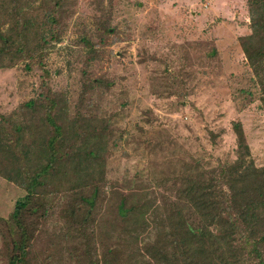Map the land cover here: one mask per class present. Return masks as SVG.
Wrapping results in <instances>:
<instances>
[{
  "label": "trees",
  "instance_id": "16d2710c",
  "mask_svg": "<svg viewBox=\"0 0 264 264\" xmlns=\"http://www.w3.org/2000/svg\"><path fill=\"white\" fill-rule=\"evenodd\" d=\"M245 4L250 32L237 42L261 85L264 112V0ZM74 8L75 0H0V69L25 64L40 70L38 95L0 116V181L13 192L0 211L1 261L264 264V163L253 160L240 120L231 124L233 159L214 157L197 136L190 155H182L172 149L173 137L162 153L169 174L149 183L125 169L122 178L108 180L116 152L127 157L123 135L163 123L145 107L133 129L116 135L104 103L112 82L87 70L80 69L74 97L48 86L43 61L65 36ZM99 13L104 20L96 17L93 35L83 42L92 44L95 35L103 44L114 31L110 7L99 5ZM210 50L205 59L212 61L217 53ZM86 51L81 57L93 62L98 49ZM137 62L144 69L162 63L145 71L148 93L161 106L184 103L191 87L182 62L171 68L146 48ZM207 134L215 146L221 133Z\"/></svg>",
  "mask_w": 264,
  "mask_h": 264
},
{
  "label": "rangeland",
  "instance_id": "374dc122",
  "mask_svg": "<svg viewBox=\"0 0 264 264\" xmlns=\"http://www.w3.org/2000/svg\"><path fill=\"white\" fill-rule=\"evenodd\" d=\"M99 5L110 7L114 31L103 44H99L95 35L92 44L83 42L82 37L93 35L98 25L96 17L104 20ZM249 32L245 0H111L110 5L107 0H75L65 36L43 61L50 73L47 84L53 91L68 92L74 97L81 84L80 69L87 70L91 77L109 79L112 85L104 103L113 115L110 126L116 135L133 129L138 111L145 107H150L162 120V127H143L141 132L123 135L122 149L127 157L116 152L109 161L106 173L109 181L122 178L125 169L130 174L138 173V181L149 183L169 174L162 153L173 137L177 143L172 149L182 151V155H190L188 148L191 149L197 136L214 157L233 159L235 142L231 124L237 120L243 124L253 160L261 165L264 163L261 85L248 69L237 42L238 37ZM212 46L217 58L211 61L205 56L212 54ZM92 47L98 49V54L93 62L87 63L81 56ZM143 48L171 68L180 67L182 62L191 90L181 106L167 110L148 93L145 71L160 68L162 63L153 62L144 69L137 62L139 49ZM39 82L40 70L33 65L0 69V116L35 98ZM208 130L221 133L215 146L208 140ZM12 194L10 185L0 181L1 213L7 209L2 204ZM0 264H4L1 259Z\"/></svg>",
  "mask_w": 264,
  "mask_h": 264
}]
</instances>
